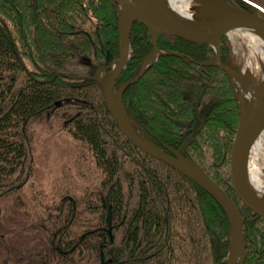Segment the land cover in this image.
Listing matches in <instances>:
<instances>
[{"label":"trees","instance_id":"1","mask_svg":"<svg viewBox=\"0 0 264 264\" xmlns=\"http://www.w3.org/2000/svg\"><path fill=\"white\" fill-rule=\"evenodd\" d=\"M226 1L260 12L248 0ZM119 12L114 0H0V250L9 248L3 264L8 258L14 264L228 260L231 225L223 206L195 180L133 144L98 85L76 78L93 75L109 52L118 57ZM130 38L132 55L117 87L134 78L154 50L141 22ZM227 42H221L222 61L230 56ZM158 47L196 60L215 57L212 45L179 37L159 35ZM147 69L123 95L137 128L168 153L190 142L187 156L230 194L243 216V264H264V217L241 203L231 182L240 118L230 77L172 53ZM57 120L79 144L82 164L92 158L98 171L72 194L52 195L34 179V126ZM63 142V152L72 154L75 148Z\"/></svg>","mask_w":264,"mask_h":264},{"label":"water","instance_id":"2","mask_svg":"<svg viewBox=\"0 0 264 264\" xmlns=\"http://www.w3.org/2000/svg\"><path fill=\"white\" fill-rule=\"evenodd\" d=\"M120 7L119 22V56L113 60L109 53L104 66L96 70L93 76H76L79 79H87L96 82L103 94L104 102L107 105L109 113H111L115 123H117L121 132L138 148L142 149L146 154H151L155 158L164 161L166 164L173 166L181 173L186 174L195 180L202 187L214 196L215 199L223 206L226 214H228L231 228L230 250L226 264H243L245 260V235L243 217L237 204L233 201L229 193L214 181L208 173L194 160H191L186 154V148L190 142L182 145L180 150L171 149L170 153L159 148L155 143L146 138L137 130L133 123L129 112L126 111L123 102V95L126 88L135 83L147 70V68L157 60L161 54H167L161 50L158 45L159 35L179 37L185 41L196 44L212 45L215 48L216 57L210 60H196L189 54L182 52H170L174 55L189 57L197 65L217 66L223 68L231 77L233 82H239L240 90L245 85L249 89L252 84H256L255 76L245 75L240 72L235 65L222 62L220 60L221 41L230 35V32L240 27H253L255 30L264 34V17L253 11L245 10L237 7L230 1L214 0L216 4L210 0L199 1L195 13L196 16L203 20L200 25L195 28L189 24L179 21L174 14L171 13L168 4L164 0H114ZM141 22L147 26L151 37H153L154 52L146 57L141 71L136 77L126 81L118 88L116 82L123 73L127 62L130 60V33L135 22ZM19 58L20 55L18 54ZM21 60V59H20ZM22 62V61H21ZM104 68L110 71L102 73ZM235 79V80H234ZM251 90V89H250ZM117 92V100L114 102L113 96ZM253 96V91L251 92ZM236 96L239 101V124L235 135V141L232 146L230 157L231 181L235 193L238 195L242 203L245 204L254 213L264 217V198L252 191L247 181L248 156L252 150L259 135L264 131V91H259L253 96V101H247L246 98L239 96L236 89ZM61 101H57L56 105H60ZM109 223H111V211L108 215ZM216 257V256H215ZM217 258V257H216ZM104 264V263H103Z\"/></svg>","mask_w":264,"mask_h":264},{"label":"rangeland","instance_id":"3","mask_svg":"<svg viewBox=\"0 0 264 264\" xmlns=\"http://www.w3.org/2000/svg\"><path fill=\"white\" fill-rule=\"evenodd\" d=\"M248 1H251L257 7L258 11H260L259 14L264 17V0ZM241 30L242 32L245 31V29L241 27L240 29H235L230 32L229 41L227 42L230 48V56L228 59L230 62L232 59L231 64L235 65L240 72L243 71L244 74L248 76H255L256 84L259 85V82L262 81L264 77V59L258 54L254 39L251 38L250 40L247 35L240 33ZM237 86L240 88L238 82ZM67 110V108L60 109V113L63 114V112ZM56 116V119H58L61 114ZM131 119L136 123L133 117H131ZM58 121L59 120L55 122V125L42 124L34 126L37 135V144L35 147L37 174L34 179L37 180L38 184H42L52 195L55 194L56 191L63 193L69 192V194H72L74 190L81 191L88 183L90 184V182L94 181L98 176V171L96 167H94L92 158L91 162L87 163L85 166L82 164V161H80L82 153L79 149V144L76 141L74 142L71 136H68L67 132L69 131L67 127L63 126L62 123L59 124ZM64 138L67 139L68 146H73V148H75L72 154L63 152L61 145L64 143ZM257 160V164L262 170L261 177L264 180L263 151L258 153ZM8 249L7 246L1 248L0 264H3L8 256ZM7 264L14 263L8 258Z\"/></svg>","mask_w":264,"mask_h":264},{"label":"bare ground","instance_id":"4","mask_svg":"<svg viewBox=\"0 0 264 264\" xmlns=\"http://www.w3.org/2000/svg\"><path fill=\"white\" fill-rule=\"evenodd\" d=\"M128 1L132 2L133 0H128ZM164 1L166 4H168L171 13L174 14V16L182 23L189 24L191 27L197 28L200 25L199 23L203 22V20H200L196 16V13H195L196 12L195 9L198 3H200L199 1L197 2L195 0H164ZM210 2L213 4H216L214 0H210ZM243 28L245 29V31L242 32L241 30L240 33L247 35L250 40L251 38L254 39V43H256V46H257V52L264 59V34L263 33L261 34L260 32H258L252 27L251 28L243 27ZM260 83H261L260 86H256L252 84L250 88L251 90L247 86L243 85L241 91L239 92V96L241 98L243 97L249 98L250 101H253V96H255V94H258V92L261 90L264 91V77L262 81H260ZM252 91H253V96L251 95ZM117 97L118 96L116 92L113 96L114 102H116ZM252 149H253L251 152L252 156L250 154V159H249V163L247 166V171H248L247 181L249 182V185L253 192H255L257 195L264 196L263 195L264 194V180L261 177L262 170L260 166H258L257 164L258 163V160H257L258 153L260 151H263V154H264V140L259 139Z\"/></svg>","mask_w":264,"mask_h":264}]
</instances>
